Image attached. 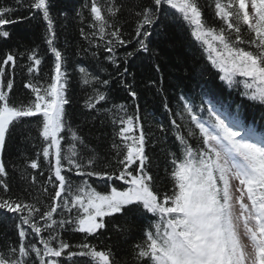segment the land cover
Masks as SVG:
<instances>
[{
  "label": "snow or ice",
  "instance_id": "1",
  "mask_svg": "<svg viewBox=\"0 0 264 264\" xmlns=\"http://www.w3.org/2000/svg\"><path fill=\"white\" fill-rule=\"evenodd\" d=\"M15 3L25 6L24 0ZM50 5L51 0H29L26 6L35 10L32 15L39 13L47 25L45 42L55 58L51 82L46 86L26 82L23 87L30 89L34 99L27 104L10 103L14 80L5 79L6 69H15L16 56L8 53L0 61V191H10L2 159L7 142L17 126L27 137L25 125L33 122L39 125L42 148L28 167L39 170L42 156L49 166L46 183L53 189L46 207H41L38 196L33 202L0 196V210L15 214L12 218L17 220L18 237L6 254L0 252V264H86L74 259L80 257L90 258L91 264H115L111 248L97 250L86 241L72 244L62 234L74 232L95 238L103 235L102 230H107L109 223L116 227V221L123 220L127 226L133 215L149 221L143 238L133 245L134 264H264V129L247 123L239 105L235 112L228 108L221 111L204 99L213 95L205 68L178 69L184 72L187 84L173 110L162 87L171 73L153 59L145 87L149 82L161 85L156 92L163 98L169 125L160 124L159 131L174 137V147L166 153L171 166L170 171L166 169L171 188L160 193L154 187L139 103L135 116L125 114L112 120L113 125L119 124L114 131L120 143L114 141L111 145L116 150L118 167L111 172L97 171L95 150L66 120V59L55 45ZM205 6L213 9L211 19L204 16L200 0H136L129 8L136 19L131 39L124 38L119 17L125 5L117 0H106L104 5L89 0L76 16L83 23V9L88 10V27L92 31L86 33L81 28L80 34L91 46L112 53L108 59L117 69L120 66L114 59L115 49L132 44L134 51L127 52L117 83L134 102L140 97L134 84L127 80L128 75H133L128 59L137 54L158 56L150 46L153 31L157 27L163 29L166 21L179 20L207 54L211 67L219 73L218 79L229 89L242 87V96L264 106V0H211ZM13 11L8 6L0 7V39L10 37L6 25L19 22L11 18ZM28 18L31 17L20 20ZM28 59L29 74L38 75L41 59L35 50ZM79 72L83 83L94 90L85 107L98 113L97 105L103 107L102 102L108 100L107 92L100 88L108 89L111 78L101 80L84 67ZM196 95L201 100L199 105L194 103ZM115 107L126 113L124 105ZM33 117L38 119H26ZM65 133L71 140L67 148L62 143ZM77 145L87 152L82 154ZM39 175L43 176V171ZM72 176L95 177L110 186L111 191L103 194L87 179L76 183ZM23 178L31 185L37 183L35 175ZM113 181L127 187L120 190L110 185ZM40 187L48 194L44 184ZM117 230L124 231L126 227Z\"/></svg>",
  "mask_w": 264,
  "mask_h": 264
},
{
  "label": "trees",
  "instance_id": "2",
  "mask_svg": "<svg viewBox=\"0 0 264 264\" xmlns=\"http://www.w3.org/2000/svg\"><path fill=\"white\" fill-rule=\"evenodd\" d=\"M89 0H51L50 10L54 20V28L56 31V47L61 50L66 59V78L67 88L66 96L69 99V104L65 105L66 120L74 130H78L89 145L90 149L95 150L96 154V170L97 171H113L118 167L116 163V150L111 147L113 142L119 144L120 141L116 137L115 129L119 128V124L113 125L112 120L117 116H135L137 114L136 103H139L140 123L147 137L146 153L149 156L150 171L155 178L156 191L163 193L168 192L171 188V180L166 172L170 171L168 163L167 150L173 149L174 137L171 133L165 136L159 131V125H169L168 114L163 108V98L157 94L156 89L159 84H151L145 87L148 76L150 75L148 68L152 64L153 59L159 62L166 71L171 75L165 77L162 87L164 88L163 96L168 98L170 106L173 110L178 107V98L182 90L187 84L185 74L178 70L183 66L188 69L192 67L205 68L209 75V87L213 95L205 96L204 99L209 101L219 110L224 108L236 111V106H240V111L247 123H255L259 128L264 129V106L258 102L250 101L247 97L242 96V87L229 89L222 81L218 79L219 73L211 67L207 59V54L203 49L192 39L187 26L182 21H166L163 29L159 27L153 31L149 38L152 41L151 47L155 48L158 56L149 58L146 55L137 54L131 59H128L127 65L129 72L133 75H128L129 83L134 84L140 99L134 102L127 91L120 86L117 81L120 79L118 72L125 67L126 54L129 51H134L132 44L127 47H117L115 49L114 59L119 64L117 69L108 59L113 56L112 53L105 52L103 48H95L89 44V40L81 36V28L88 33L92 30L88 27L91 22V17L87 9H83L84 22L81 23V18L76 16L77 10H80L82 5L88 3ZM101 5H104L106 0H98ZM136 0H117V3H123L125 7L119 17L124 38L131 39L134 35L136 19L129 12V8ZM146 2V0H145ZM29 0H24V7L17 5L15 0H0V7L8 6L14 9L11 13V18L19 20L17 23L6 25L5 28L10 31V37L0 39V61H2L8 53L16 56L15 69L7 68L5 79L12 78L14 87L10 95V103L20 105L27 104L29 100L34 99L30 89H25L23 85L26 82L47 85L51 82V77L54 75V56L49 51V47L45 42L47 33L46 22L43 21L39 13L32 15L34 9H29L26 5ZM211 3V0H200L201 6L204 8V16L211 19L213 9L205 5ZM174 11V10H173ZM66 13V15H62ZM23 17H31L22 19ZM35 50L38 58L41 59L39 65V73L29 74L28 66L31 61L28 56ZM97 55L93 56L92 53ZM171 65V67H169ZM84 67L93 76L99 79H110L111 84L108 89L100 88L101 91H106L108 100L97 105L100 108L98 113H94L85 107L89 96L93 94V87L85 85L79 68ZM209 81H206L208 83ZM97 87H100L97 85ZM200 92L199 89L196 90ZM194 103H201L199 95L194 96ZM119 105H124L125 112H120ZM223 105V108H221ZM207 107V105H205ZM206 115V113H205ZM31 121H36L38 118H26ZM38 123H29L25 125V131L28 135H22L21 128L16 127V130L11 134L2 159L8 171V185L10 191L5 193L0 191V196H10L19 198L26 202H33L35 197H39L41 207H46L50 203V195L53 189L46 183L49 173V166L44 161L43 157H39L41 165L39 170H32L28 167L31 160L37 159V153L42 148V138L39 136ZM63 146L68 147L71 142L70 136L67 133ZM81 149L82 154L87 150ZM107 166V167H106ZM43 171L44 175H39ZM23 174V175H22ZM35 175L37 183L31 185L29 180L24 179V176ZM72 179L79 183L82 179H87L88 183L92 184L97 191L107 194L110 193L111 187L106 185L104 181L97 180L95 177H75ZM111 186H115L122 190L126 187L120 181L109 182ZM44 184L48 188V194H44L40 185ZM15 214L4 213L0 210V252H7L9 245H15L18 242V237L15 230L16 219H13ZM110 218H106L109 220ZM149 221L139 215H133L127 221L117 220L116 227L112 223L108 224L107 230H102L103 235L97 237H85V234L65 232L62 234L63 239L72 244L81 242H89L95 245L97 250H108L114 253L115 264H134L132 260L133 245L139 243L143 238V231ZM124 231H118L117 228H125ZM44 235H47L46 233ZM79 250V249H73ZM85 261L86 264H91L90 258L80 257L74 258Z\"/></svg>",
  "mask_w": 264,
  "mask_h": 264
},
{
  "label": "rangeland",
  "instance_id": "3",
  "mask_svg": "<svg viewBox=\"0 0 264 264\" xmlns=\"http://www.w3.org/2000/svg\"><path fill=\"white\" fill-rule=\"evenodd\" d=\"M238 79H240V78H238ZM126 187H127V186H126ZM244 242H245V243L247 242V241H246V239H245V241H244Z\"/></svg>",
  "mask_w": 264,
  "mask_h": 264
}]
</instances>
